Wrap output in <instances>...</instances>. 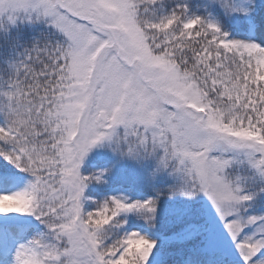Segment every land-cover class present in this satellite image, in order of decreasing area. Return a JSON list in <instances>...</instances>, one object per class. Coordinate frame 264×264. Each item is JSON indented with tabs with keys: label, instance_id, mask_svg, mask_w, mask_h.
<instances>
[{
	"label": "snow or ice",
	"instance_id": "obj_1",
	"mask_svg": "<svg viewBox=\"0 0 264 264\" xmlns=\"http://www.w3.org/2000/svg\"><path fill=\"white\" fill-rule=\"evenodd\" d=\"M0 264H264V0H0Z\"/></svg>",
	"mask_w": 264,
	"mask_h": 264
}]
</instances>
